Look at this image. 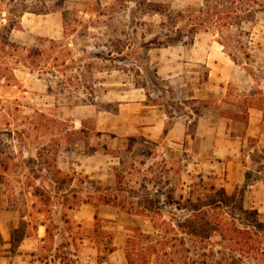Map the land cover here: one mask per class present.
Returning <instances> with one entry per match:
<instances>
[{
    "label": "rangeland",
    "instance_id": "374dc122",
    "mask_svg": "<svg viewBox=\"0 0 264 264\" xmlns=\"http://www.w3.org/2000/svg\"><path fill=\"white\" fill-rule=\"evenodd\" d=\"M111 1L100 3L106 7ZM157 1L169 4L173 11L194 9L202 3ZM84 3L94 5L97 0H64L63 10H82ZM243 29L249 31L244 38L251 53L249 60L235 48L224 49L211 32L200 31L193 44L149 50L156 76L145 75V89L135 88L129 76L119 71L104 66L101 72L95 70V85L100 88L92 102L77 103L67 95L50 93L44 76L23 67L16 69L19 85L3 89L4 97L22 108L18 121L31 117L47 128L43 127V132L29 129L26 138L19 130L23 124L18 129L0 124V246L16 227L22 229L20 209L31 213L28 219L33 224L43 219L29 207L41 195H31L28 191L35 190L27 186L34 181L39 189L46 187L34 179L39 173L27 160L40 143L56 145L57 167L75 174L68 200L63 205L55 200L49 208L57 225L49 256L56 254V264H94L97 253L104 255L111 242L123 244L136 228L151 232L147 217L126 212L153 205L155 200L158 206H165L169 193L176 198L180 194L187 197L190 190L193 196L204 195L211 185L244 193L246 184L228 183L227 162L236 158L241 139L235 134H243L245 128L238 116L246 117L250 106L264 104V12L255 25ZM62 34L61 11L26 13L21 28L12 31L10 38L19 46L42 47L47 45L45 39H59ZM74 54L82 55L78 50ZM35 111L44 116L40 119ZM234 115L236 119H232ZM166 128L173 130L163 135ZM243 139L244 156L236 159L246 160V166L251 167L248 150L254 151L257 160L261 152L253 149V140ZM228 145L233 156L228 154ZM257 167L254 163L253 169ZM247 174L250 182L258 178L255 172ZM104 196L115 200L117 206L96 202ZM251 205L244 193L243 206ZM63 216L70 219L69 226L61 221ZM31 225L23 226L26 233L34 234ZM241 264H264V256Z\"/></svg>",
    "mask_w": 264,
    "mask_h": 264
},
{
    "label": "trees",
    "instance_id": "16d2710c",
    "mask_svg": "<svg viewBox=\"0 0 264 264\" xmlns=\"http://www.w3.org/2000/svg\"><path fill=\"white\" fill-rule=\"evenodd\" d=\"M63 3L64 0H0V124L14 125L16 129L23 124L25 127L19 130L26 133V138L29 129L43 132L45 125L31 117L18 121L22 108L3 95V89L19 85L15 75L19 67L44 76L50 93L67 95L77 103L92 102L100 88L95 85V70L101 72L104 66L108 71H119L129 76L135 88L145 89V75L156 76L149 50L193 44L200 31L211 32L224 49L235 48L249 60L251 53L244 40L249 31L243 27L255 25L258 15L264 12V0H202L199 7L183 11H173L169 4L157 0H112L106 7L97 0L94 5L84 3V9L72 11L63 10ZM56 11L62 13L61 38L45 39L47 45L42 47L12 42L10 33L21 28L24 14ZM76 50L82 53L80 57H75ZM231 58L238 63L235 57ZM146 96L149 100L148 93ZM35 112L40 119L44 116ZM238 120L245 122L246 117L238 116ZM166 133L167 128L162 134ZM55 146L40 143L27 159L39 173L34 179L46 183L41 191L34 181L27 185L35 190L28 191L31 195H41L29 207L43 217L38 223L45 226L46 232L38 250L29 254L30 264L36 260L48 264L57 227L50 218V205L55 200L63 205L73 190L75 174L57 167ZM193 192L177 198L169 193L165 206H158L155 200L153 205L126 212L145 216L151 224V232L136 228L134 235L126 237L128 264H241L243 260L264 256V222L258 210L243 206V191L228 192L224 187L211 185L204 195L193 196ZM96 202L117 206L115 200L106 196ZM18 212L22 229L16 227L11 233L16 240L29 235L23 225L31 223L34 229L38 224L28 219L30 212ZM60 219L70 225L67 216ZM65 246L69 248L71 243L67 241ZM113 250L107 246L104 253Z\"/></svg>",
    "mask_w": 264,
    "mask_h": 264
},
{
    "label": "crops",
    "instance_id": "0c3cea01",
    "mask_svg": "<svg viewBox=\"0 0 264 264\" xmlns=\"http://www.w3.org/2000/svg\"><path fill=\"white\" fill-rule=\"evenodd\" d=\"M244 91L247 92V89H244ZM244 123L245 128L243 134H235L236 138H240L241 140L238 152L235 153L234 157L237 158L238 155L240 156L244 153L243 151H245L244 148L246 145L243 137L246 139L250 138V141L253 140V149L261 152V155H259L258 160L254 159L252 154L254 151L248 150L246 157H250L251 167L249 166L250 164L246 166V160L242 162V160L236 158L229 159L227 162L229 166V175L227 176V179H229L228 183L231 185L246 184L244 193L249 197L252 204L251 207L259 211L260 217L264 222V104L260 107L250 106ZM171 130H173V128L169 129L165 135ZM217 145L220 152V143H217ZM228 146V154L229 156H233V153H231V147L230 145ZM252 163H255L258 167L253 169ZM247 172H255L258 175V178L250 182L249 179L252 178L247 177ZM79 212L80 211H78V213ZM92 217L94 218V214ZM33 230H35L34 234H29L18 240L12 237L11 233L10 236L8 235L4 238V244L0 246V264H30L29 260L31 259V256L29 254L38 250V246L42 243L41 239L46 235L45 226L39 223L36 228L32 229V231ZM124 245L125 241L123 244L121 243L118 245L111 242L110 246L113 247L114 250L104 255H102V253H97V258L95 259L94 264H128L124 252ZM56 262L57 261L53 258V255L49 256L48 264H54ZM58 263L60 262L58 261ZM32 264H45V261L40 262L36 260L32 262Z\"/></svg>",
    "mask_w": 264,
    "mask_h": 264
}]
</instances>
